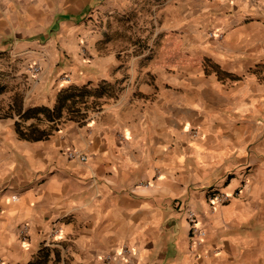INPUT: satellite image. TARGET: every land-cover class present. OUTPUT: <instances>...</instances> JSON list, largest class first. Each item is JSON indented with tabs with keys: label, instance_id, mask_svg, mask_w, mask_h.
Returning <instances> with one entry per match:
<instances>
[{
	"label": "crops",
	"instance_id": "1",
	"mask_svg": "<svg viewBox=\"0 0 264 264\" xmlns=\"http://www.w3.org/2000/svg\"><path fill=\"white\" fill-rule=\"evenodd\" d=\"M2 55L22 109L121 90L38 141L0 116V264H264V0H0Z\"/></svg>",
	"mask_w": 264,
	"mask_h": 264
},
{
	"label": "trees",
	"instance_id": "2",
	"mask_svg": "<svg viewBox=\"0 0 264 264\" xmlns=\"http://www.w3.org/2000/svg\"><path fill=\"white\" fill-rule=\"evenodd\" d=\"M120 84V81L114 83L101 81L95 86L89 82L82 85L71 84L57 93L52 106H31L26 109H22L20 98L14 95L12 103L0 116H11L14 111L19 119L16 121V129L20 138L30 141L46 139L66 121H85L89 110L95 111L100 108L101 98L116 96L121 90ZM5 90L6 85L0 82V94ZM29 119H35L36 122L24 126L22 123ZM41 124L44 126H39ZM45 262L38 260L30 264H45Z\"/></svg>",
	"mask_w": 264,
	"mask_h": 264
},
{
	"label": "built area",
	"instance_id": "3",
	"mask_svg": "<svg viewBox=\"0 0 264 264\" xmlns=\"http://www.w3.org/2000/svg\"><path fill=\"white\" fill-rule=\"evenodd\" d=\"M31 70L34 73H37L39 71V67H37V65L34 63V64L31 65ZM65 154H66V156L69 159H75V160H78V161H81V162L86 161V156L81 154L78 150L69 149V150H67L65 152ZM13 199H15L14 196H13ZM228 199H229V196L227 194L223 193V192H217V193L211 194L208 197V200H209L211 205L223 204L226 201H228ZM186 214H187V221H188L189 229H190V238H192V239H195V238L202 239L203 236L205 235V232L199 226L198 221L196 220L195 213L192 210H190V209H186ZM25 228H26V226H24V229ZM53 232H55V231H53ZM126 251H127L126 248L122 249V253L126 252ZM108 259H109V256L104 259L105 264L108 263Z\"/></svg>",
	"mask_w": 264,
	"mask_h": 264
},
{
	"label": "rangeland",
	"instance_id": "4",
	"mask_svg": "<svg viewBox=\"0 0 264 264\" xmlns=\"http://www.w3.org/2000/svg\"><path fill=\"white\" fill-rule=\"evenodd\" d=\"M88 13L90 14L91 12H88ZM135 14L137 18L138 16L140 17L142 16L139 14L137 15V12H135ZM123 16H125L126 19H128L130 22L132 21V17H134L135 15H132V12L130 11V12H126ZM132 29H133L132 24L128 23L126 25V30H127L126 34L130 35L132 32ZM15 66L16 65L14 63H10V61L8 62V59L6 58V56L4 55L0 56V82L6 85V90L0 94V115H2L5 112L6 110L5 104L13 96L9 88L14 85L13 80H12L11 70L12 68H15Z\"/></svg>",
	"mask_w": 264,
	"mask_h": 264
}]
</instances>
